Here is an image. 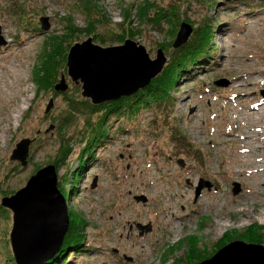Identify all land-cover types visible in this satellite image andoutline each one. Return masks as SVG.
Here are the masks:
<instances>
[{"label":"rangeland","instance_id":"1","mask_svg":"<svg viewBox=\"0 0 264 264\" xmlns=\"http://www.w3.org/2000/svg\"><path fill=\"white\" fill-rule=\"evenodd\" d=\"M91 1L0 0V264H15L9 238L13 215L1 200L48 165L55 167L67 204L63 241L71 234L70 219L83 237L79 248L63 242L65 253L53 258L56 264H188L197 255L190 264H201L221 250L226 235L234 239L226 245L238 243L232 252L236 261L246 257L257 264L258 250L248 249L238 236L251 226L264 227L259 166L264 151L257 153L244 138L248 129L264 138L259 132L264 128V2L148 0L165 12L179 6L177 22L166 16L158 25L137 17L144 0ZM95 8L100 12L88 14ZM42 17H48L46 31ZM182 22L192 31L181 46L194 28L206 22L213 27L210 60L183 69L168 100L151 101L135 115L125 107L108 111L103 104L109 102L91 104L81 96V83L68 75L66 56L61 60L73 43L89 36L101 47L128 38L142 44L151 59L162 49L165 67L181 47L172 45ZM89 24L94 30L87 36ZM128 29L133 38L116 40L115 34ZM54 48L55 72L42 86L34 75ZM61 76L64 91L54 88ZM217 80L227 85H216ZM23 139L30 140L25 166L10 159ZM140 196L146 200L135 199ZM173 212L182 222L173 220Z\"/></svg>","mask_w":264,"mask_h":264},{"label":"water","instance_id":"2","mask_svg":"<svg viewBox=\"0 0 264 264\" xmlns=\"http://www.w3.org/2000/svg\"><path fill=\"white\" fill-rule=\"evenodd\" d=\"M40 23L42 30L49 29L48 17H42ZM191 31L192 27L182 22L173 48L185 43ZM2 43L3 39L0 37V44ZM166 59L162 49H157L155 58L151 59L142 44L128 38L120 45L101 47L89 36L69 47L65 66L73 82L81 83V96L97 105L131 96L143 89L161 73ZM215 84L224 86L227 81L217 80ZM54 88L60 91L67 88L64 76H61ZM52 105L51 99L46 112ZM29 144V139L21 140L10 159L25 166ZM93 183L94 186L95 182ZM203 185L202 182L197 186L196 197ZM135 199L146 200L142 196ZM1 205L10 209L13 215L9 238L15 264H45L53 260L61 249L69 226L66 199L57 187L55 167L48 165L39 169L23 188L10 197L2 198ZM138 227L141 231L150 230L149 226ZM237 245L238 243L226 245L201 264H225L227 261L249 264L246 257H238V261L235 260L237 256L233 258L232 252L238 248ZM248 249L258 250L260 254L256 255V262L264 264V245L248 244Z\"/></svg>","mask_w":264,"mask_h":264},{"label":"trees","instance_id":"3","mask_svg":"<svg viewBox=\"0 0 264 264\" xmlns=\"http://www.w3.org/2000/svg\"><path fill=\"white\" fill-rule=\"evenodd\" d=\"M91 1V0H90ZM157 1V0H153ZM242 3H247L248 1H251L252 3H257L259 5H263L262 2L264 0H237ZM92 2V1H91ZM95 6V4H94ZM157 3L155 2H148V0H144L142 4L138 6L137 9V17L142 22H149L153 24H160V21L164 19L167 16V21H178L179 19V6H175L173 4V7H170L169 12L165 10H159L156 8ZM176 8H175V7ZM96 7V6H95ZM85 10L86 8L83 7ZM172 8V9H171ZM152 9L156 11H152ZM264 10V8H263ZM94 12H100L96 8L94 10H88V14H92ZM97 14H95L96 16ZM129 13H126L125 18L126 20H129ZM93 18V17H92ZM90 19V21L92 20ZM99 18H94L93 20L98 21ZM69 23V22H68ZM70 24V23H69ZM71 25V24H70ZM93 24H89L88 28L86 29L87 36L91 35L94 27L92 28ZM68 27V26H67ZM71 26L69 27V29ZM212 26L209 23H204L202 26H199L197 28H194L192 32V37L190 40L180 48L176 49L174 52V56L171 58L170 62L163 68L160 74H158L155 78H153L150 83L145 86L143 89L137 91L131 96L128 97H122L118 100L111 101L109 103L103 104L105 108H107L108 111L114 112V111H121L124 107L128 114L135 115L139 108L143 107L144 105L150 104V102H155L156 104L162 103L169 99V93L173 86L175 85V82L177 81V78L183 69L189 68V66L195 64L197 61L201 59H208L210 60V52L211 48L214 49L213 42H214V35ZM170 33H174L175 29L172 28L169 30ZM116 40L118 39L119 42H121L125 37H134L135 32L133 29H128L127 31L124 30L121 34H115ZM54 39V38H53ZM94 39L100 40L99 35L95 36ZM57 40V39H54ZM56 41H54L55 43ZM103 42V41H102ZM57 47V45H56ZM160 47L164 48L163 45ZM211 49V50H210ZM57 48L53 50V53L50 54L51 58H48V60L42 65L41 70H38L37 73L34 75V79L41 84L42 86H46L49 82V79L52 78V74H54V68L51 65L52 56L57 53ZM61 60L64 61V58L66 56L61 54ZM39 69V68H38ZM52 82V81H51ZM86 103V102H85ZM90 109H95V107L90 106L86 103V107ZM72 107V106H71ZM97 108V107H96ZM73 109V107H72ZM96 125H102V122L96 123ZM73 188V185H72ZM64 194V193H63ZM65 197V196H64ZM1 211V209H0ZM76 225L75 220L70 219V236L65 239V244H67L68 249L70 248H79L81 245L80 243L83 242V237L79 233V228L74 227ZM238 237H241L243 242L249 245H260L264 243V227L259 226H251L247 228V230L244 232L243 235H240ZM234 239L231 238L229 235H226L218 245L221 244V246L218 248H222L226 246L227 243L233 241ZM191 248L196 245V242L193 241V239L190 240ZM63 246V244H62ZM65 253L64 250H60V253L58 252V256H55V258H60ZM54 258V259H55ZM49 261L45 264H56V260ZM196 259L199 260L198 255L195 257H192L189 259L190 264L192 261H196ZM201 261V260H200ZM193 263V262H192Z\"/></svg>","mask_w":264,"mask_h":264},{"label":"bare ground","instance_id":"4","mask_svg":"<svg viewBox=\"0 0 264 264\" xmlns=\"http://www.w3.org/2000/svg\"><path fill=\"white\" fill-rule=\"evenodd\" d=\"M2 76V75H1ZM261 105H264V100L261 102V104H260V106ZM259 106V107H260ZM250 110H252V109H250ZM258 110H259V108H258ZM252 111H255V110H252ZM260 111V110H259ZM264 111V110H263ZM17 113H19L18 112V110H17ZM252 113V112H251ZM254 113H256V112H254ZM258 114V113H257ZM250 115V114H249ZM249 117V116H248ZM247 117V118H248ZM251 117V116H250ZM15 118H16V115H15ZM242 118V117H241ZM245 118V117H244ZM263 122V121H262ZM247 130V129H246ZM259 132H260V134L261 135H263L264 136V128L262 129V131H261V129H259ZM243 135V134H242ZM245 139H246V143L250 146V147H253L255 150H256V152L258 153H260L261 151H264V143H262V142H264V138L262 139V136H260V135H258V136H255V134L251 131V129H248L247 130V133H246V136L244 137ZM256 138V139H255ZM252 150V149H251ZM246 151V150H245ZM244 151V152H245ZM250 151V150H249ZM248 158V157H247ZM264 157H262V159L261 160H264L263 159ZM250 160V159H249ZM256 160V159H255ZM260 160V163H259V166H261L262 168L261 169H263L264 168V161H261ZM259 161V160H258ZM252 165V164H251ZM256 167V166H255ZM253 168V167H252ZM254 170V169H253ZM252 171V170H251ZM257 171V170H256ZM263 171H264V169H263ZM238 173H240L239 171H238ZM260 177H262V176H260ZM264 179V178H263ZM262 179V180H263ZM262 206H263V210H264V203L262 204ZM171 216H172V218H173V220L175 221V222H177V221H179V222H182V220H181V218L183 217V216H180V215H178V214H176L175 212H173L172 214H171ZM185 216V215H184ZM174 229V231H175V229H177V227H174L173 228ZM242 243V242H241ZM251 260V259H250Z\"/></svg>","mask_w":264,"mask_h":264}]
</instances>
